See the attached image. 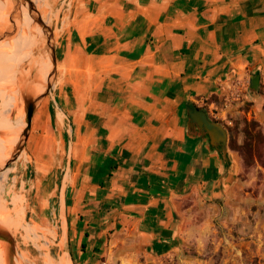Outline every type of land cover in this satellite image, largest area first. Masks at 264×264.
Here are the masks:
<instances>
[{
    "label": "crops",
    "instance_id": "crops-1",
    "mask_svg": "<svg viewBox=\"0 0 264 264\" xmlns=\"http://www.w3.org/2000/svg\"><path fill=\"white\" fill-rule=\"evenodd\" d=\"M64 4L51 17L66 25L53 30V84L37 106L54 143L37 169L71 262L94 264L118 229L164 251L178 242L185 195L223 184L196 120L225 131L231 100L264 104V0ZM21 15L32 18L24 6Z\"/></svg>",
    "mask_w": 264,
    "mask_h": 264
},
{
    "label": "rangeland",
    "instance_id": "rangeland-1",
    "mask_svg": "<svg viewBox=\"0 0 264 264\" xmlns=\"http://www.w3.org/2000/svg\"><path fill=\"white\" fill-rule=\"evenodd\" d=\"M64 1L33 0L44 24L49 29L56 30V33L62 32L66 25L52 22L51 17L68 12ZM27 21L34 26L32 18ZM37 28L40 35L41 29ZM25 38L33 44V37L28 32L25 33ZM22 54L26 59H21L22 55L15 63L14 90L19 94L21 76L28 78L30 75L27 64L31 51ZM41 58L39 56V60L31 67L35 75L39 74V67L44 60L50 66L47 55L44 54V59ZM39 77L42 81L43 77L40 74ZM39 77L35 76L34 82L37 83L33 86L41 84ZM5 88L9 90L8 87ZM242 101L244 100L240 98L230 101L228 122H224L227 148L235 164L233 179L226 185L221 184L215 192L204 193L201 190L185 195L178 242L164 251L151 252L130 230L108 231L101 247L96 250L94 264H264V104L255 105L253 101ZM223 103L224 101L220 104ZM37 110L38 107L34 114ZM34 114L24 150L0 175V204L12 209L6 230L13 236L17 253L13 264H62L60 258L63 256L70 259L67 235L65 230V236L63 235L61 218L56 212V194L50 193V189L48 192L44 191L45 185L40 182L37 169L38 162H42L48 152L47 146H52L54 141L48 134L49 131L45 130L41 109L35 116ZM20 115L24 119L21 97L11 118ZM252 121L257 122L258 127L252 128ZM246 128L251 131L254 140L249 149L250 154L245 152L242 155L234 148L249 139ZM256 135H261L263 139L256 140ZM4 136L5 133L0 131V138ZM34 180L37 181L35 184ZM16 196L19 207L14 200ZM22 201L21 214L19 209L22 208ZM20 215L25 225L18 233L13 234L10 229ZM0 264H10L4 241H0Z\"/></svg>",
    "mask_w": 264,
    "mask_h": 264
},
{
    "label": "water",
    "instance_id": "water-1",
    "mask_svg": "<svg viewBox=\"0 0 264 264\" xmlns=\"http://www.w3.org/2000/svg\"><path fill=\"white\" fill-rule=\"evenodd\" d=\"M7 5L6 14L7 19L4 23L0 24V41H6L13 38L18 31L21 29L22 16L21 8L26 7L28 13H30L32 20L34 22V30H32L33 44L31 49V55L28 59V66L30 67V75L28 78L21 76V85L19 88L20 96L24 105V122L25 126L22 127L21 132L18 136L17 142L13 149L10 151L9 157L0 162V171L6 169L9 164L15 161L21 152L24 150V143L28 137V133L31 129L32 117L35 109L41 102V100L46 96L49 89L52 87L54 75L56 72V58L54 54V33L53 30L49 29L44 22L41 20L40 15L37 13L33 3L30 0H1ZM41 29V34L39 35L36 30L37 26ZM47 55L49 59V71L44 82V89L41 93H36L34 91V80L35 76L34 70L31 69L36 59L40 56ZM38 79V78H37ZM251 87L249 89L250 95L257 94L258 84H259V73H255V76L251 78ZM39 81V79H38ZM199 130L206 134L208 138V143L211 148H216L218 157L223 170V185L230 183L235 174V164L229 157V151L226 146L227 135L222 127L217 124L209 123L204 125L201 120H196ZM0 241H4L7 245V253L9 256L10 264H13V259L17 255L15 251V245L12 236L8 231L0 227Z\"/></svg>",
    "mask_w": 264,
    "mask_h": 264
},
{
    "label": "bare ground",
    "instance_id": "bare-ground-1",
    "mask_svg": "<svg viewBox=\"0 0 264 264\" xmlns=\"http://www.w3.org/2000/svg\"><path fill=\"white\" fill-rule=\"evenodd\" d=\"M6 9H7L6 3L0 0V24L4 23L7 19ZM34 29H35L34 26L22 16V25L20 31H18V33L13 37L11 41L0 42V108H1L0 131L5 133L4 138H0V162L5 161L9 157L10 151L13 149L14 145L16 144L22 127L25 126L24 119L23 117H21V115L16 118H11L12 111L16 107L21 97L18 91L14 90V86L16 85L15 63H17L20 57L23 55L22 53L31 51L32 44L25 38V33L28 32L32 36V30ZM21 59L23 60L26 59V56L23 55ZM44 61H43V65L40 64L41 66L39 67V71H38V73L43 77V80L41 81L38 74V77L40 79L39 82L41 84H36L35 86H33L34 91L37 94L43 91L44 82L46 81L48 71L50 68V66L46 64V61L45 62ZM5 86L8 87L9 90L6 89ZM4 171L5 170L1 171L0 175L3 174ZM6 206L7 205L3 206L2 204H0V226L4 229H6L7 227L9 215L11 214V210H12L7 208ZM19 212H21V210ZM22 220L23 219L21 215L19 217L18 216L16 217L14 226L10 229V231L13 232V234L18 233L21 230V228L25 225V223ZM60 259L62 264H72L71 259L65 258L64 256L63 258Z\"/></svg>",
    "mask_w": 264,
    "mask_h": 264
},
{
    "label": "trees",
    "instance_id": "trees-1",
    "mask_svg": "<svg viewBox=\"0 0 264 264\" xmlns=\"http://www.w3.org/2000/svg\"><path fill=\"white\" fill-rule=\"evenodd\" d=\"M250 126L252 128L258 127V123L255 122V121H252L250 123ZM245 132H246V135L248 136L249 139L247 141H245L242 145L234 148V150L237 151V152H239L242 155H244L245 152H247V155H249L250 154L249 149L252 147V144H253L252 141L254 140V137L251 136V133H250L251 131H247V128L245 129ZM256 138H257L256 140H259V141H261L263 139L261 137V135H256ZM259 141H257L258 144L260 143ZM84 248H85V245L82 244L81 245V249H84ZM69 254H70V257H71V259L73 261L71 252H69ZM73 264H75V263H73Z\"/></svg>",
    "mask_w": 264,
    "mask_h": 264
}]
</instances>
